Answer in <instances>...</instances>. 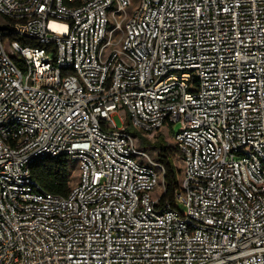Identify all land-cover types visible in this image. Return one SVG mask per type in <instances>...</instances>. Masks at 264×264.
I'll return each mask as SVG.
<instances>
[{
  "label": "built area",
  "instance_id": "obj_1",
  "mask_svg": "<svg viewBox=\"0 0 264 264\" xmlns=\"http://www.w3.org/2000/svg\"><path fill=\"white\" fill-rule=\"evenodd\" d=\"M0 14V264H264V0H0ZM128 122L169 130L173 204ZM61 157L78 169L66 196L31 172Z\"/></svg>",
  "mask_w": 264,
  "mask_h": 264
},
{
  "label": "trees",
  "instance_id": "obj_2",
  "mask_svg": "<svg viewBox=\"0 0 264 264\" xmlns=\"http://www.w3.org/2000/svg\"><path fill=\"white\" fill-rule=\"evenodd\" d=\"M8 24L9 22H7V25ZM6 36H8L9 40L19 39L24 44L31 43L37 45L33 40L18 38L12 33ZM126 130L137 136L138 146L140 148H151L154 151L155 158L153 160H159L163 164L165 169L164 185L166 189L164 199L173 204L176 191L179 187L178 177L181 170L174 162V156L177 151L176 147L174 146V148L168 145L166 136L163 133L155 135V140L152 141L150 138L137 131L130 122L127 123ZM74 163L75 161L71 158L61 157L56 160L36 163L31 167V172L34 179L44 190L52 194L66 196L71 190L73 171L75 168Z\"/></svg>",
  "mask_w": 264,
  "mask_h": 264
},
{
  "label": "rangeland",
  "instance_id": "obj_3",
  "mask_svg": "<svg viewBox=\"0 0 264 264\" xmlns=\"http://www.w3.org/2000/svg\"><path fill=\"white\" fill-rule=\"evenodd\" d=\"M0 20H4L1 14H0ZM120 115H127V110L126 109H122L120 111ZM114 119L120 125L119 116L115 115ZM137 131H139V130H137ZM158 133H163L166 136V140H167L168 145H171L172 147L175 146L174 145V140L171 138V135L169 134L170 132H169L168 129H163V130L159 131ZM154 135L155 134H152L151 136L153 137ZM154 140H152V141H154ZM139 149H140V151L147 152L148 158L150 160H153L155 158L154 151L151 148H140L139 147ZM174 162H175L176 166H178L179 168L182 166V161H181L180 155H179V153L177 151H176V154L174 156ZM77 179H78V169H77L76 164H75V168H74V171H73V177H72V183L71 184H73ZM178 208L181 211H183L185 209V205L182 202L178 201Z\"/></svg>",
  "mask_w": 264,
  "mask_h": 264
},
{
  "label": "water",
  "instance_id": "obj_4",
  "mask_svg": "<svg viewBox=\"0 0 264 264\" xmlns=\"http://www.w3.org/2000/svg\"><path fill=\"white\" fill-rule=\"evenodd\" d=\"M5 28H6L5 25H1V24H0V31H1V30H4Z\"/></svg>",
  "mask_w": 264,
  "mask_h": 264
}]
</instances>
